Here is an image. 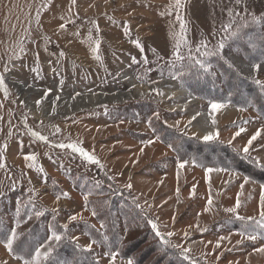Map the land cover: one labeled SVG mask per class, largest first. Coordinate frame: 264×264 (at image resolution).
<instances>
[{
    "label": "rangeland",
    "instance_id": "1",
    "mask_svg": "<svg viewBox=\"0 0 264 264\" xmlns=\"http://www.w3.org/2000/svg\"><path fill=\"white\" fill-rule=\"evenodd\" d=\"M171 4L174 0H76L75 5L71 0H0V73L9 89L7 96L0 90V163L5 165L0 168V242L16 228L14 247L28 256L54 229L63 239L51 242L56 252L46 264H109L110 251L119 253L117 264L127 259L135 264H193L161 243L148 223L152 219L160 223L162 234L174 233L172 243L190 249L199 260L195 264H264V254L255 251L264 246V236L236 244L243 224L223 211L235 204L248 176L256 183L245 185L239 212L259 213L264 169L234 149H242L258 129L264 137V89L255 82L264 83V0H185L181 9ZM178 15L186 23L187 43H180L185 59L173 63L174 46L181 40ZM229 22L237 35L221 30ZM221 39L225 47L218 55L203 56V48L196 52L202 40L214 50ZM96 40L98 52L93 51ZM196 58L211 69L205 72ZM254 64L262 65L258 72L252 70ZM181 72L182 77L172 79ZM160 80L170 86L159 87ZM132 81L164 95L151 89L129 101L73 112L63 105L87 94L130 93ZM181 90L189 93L180 97ZM193 96L198 102L189 104ZM37 100H42L39 107ZM213 102L231 112L213 113ZM213 118L219 140L204 142ZM239 127L246 132L228 145ZM29 128L48 141L35 139ZM73 141L94 151L103 168L55 147ZM250 152L264 163V138L254 141ZM31 154L37 157L34 163L25 160ZM185 160L189 163L179 169ZM225 166L235 175L205 172L206 167ZM129 183L131 189L125 187ZM209 197L214 205L204 212ZM74 214L83 219L69 223ZM197 224L207 231H199ZM221 236L230 240L216 249ZM93 240L97 243L86 251ZM4 261L23 264L0 243V264Z\"/></svg>",
    "mask_w": 264,
    "mask_h": 264
},
{
    "label": "snow or ice",
    "instance_id": "2",
    "mask_svg": "<svg viewBox=\"0 0 264 264\" xmlns=\"http://www.w3.org/2000/svg\"><path fill=\"white\" fill-rule=\"evenodd\" d=\"M240 0H237V3H239ZM48 3H51V0H48ZM71 3L73 5L76 4V0H71ZM184 3L185 0H174V4L169 5V7L175 8V9H181L184 7ZM48 4H45V7H47ZM231 15V13H229ZM178 19H180L181 23H180V27H181V40L179 42L176 43V45L174 46V51H173V56L175 58V60L173 61V63H175L176 61H182L185 59L184 55L182 54L181 50H180V43H187V38H186V23L183 20L182 17H180L179 15L177 16ZM254 19H256L254 17ZM37 22H39V14H37ZM60 28H65L64 24L60 25ZM232 28V23L229 22L226 25H222L221 30L224 32H228L229 35L231 36H235L238 33L237 32H232L230 31V29ZM97 30L98 26H97ZM91 39V37H90ZM134 43L136 44V46L140 49L141 52H143V46L139 41H134ZM99 46H100V41L96 40L95 41V48H93L94 52H98L99 50ZM225 47L224 44V40L221 39L220 41H218L217 45L215 46L214 50L213 49H209L208 48V42L206 40H202L200 42V45L196 48V52L200 53L201 49L203 48L204 51L202 53L203 56H216L218 55L222 49ZM21 51H23V48L21 47ZM61 56L64 55L63 52L60 53ZM18 58V57H17ZM95 59L100 60L101 57L100 56H96ZM188 59H193V57L191 56V49H189V56ZM133 62H135V58H133ZM195 64L199 65L201 69H203L205 72L209 71L211 69V65L209 63H207L205 60L203 59H199L196 58L195 59ZM230 66L231 63L229 62ZM262 65L260 64H254L252 66V70L254 72H258L261 69ZM9 71V69L6 67L5 68V72ZM185 73L181 72L179 73V75H173L172 79H178L179 77H182ZM258 85L261 86L262 89H264V83H262L259 80L255 81ZM0 90H2L5 94V96H7L9 94V89L7 87V84L5 83V76L3 73H0ZM152 92H155L157 95L163 96L164 93L163 91H161L160 89H152ZM47 95V93L45 94V96ZM143 95V93H142ZM21 103H23V101H21ZM36 105L39 107L42 103V100H37ZM226 105L222 104V103H211V110L213 113L219 112L221 109L225 108ZM244 110V109H241ZM54 111V110H53ZM158 117V114H156ZM193 120L196 119V117L194 116L192 118ZM189 125L191 124V121L188 122ZM216 119L213 118L211 121L212 124V128L213 130H209L206 132V134H204L202 136V140L204 142H211V141H218L219 140V130L216 129ZM245 123H247V121H245ZM179 124V122H177V125ZM149 126H151V123L149 122ZM55 128V132H60V128L58 126H53ZM29 133L31 134V136H33L35 139L39 140V141H48V137L41 135L39 132L33 131L31 128L28 129ZM246 132V128L244 127H239L238 131H236L234 133V135L232 136V138L230 140L227 141L228 145H232L233 140H235L237 137L241 136L242 133ZM195 135V134H193ZM258 138H264L262 137V132L260 129H258L255 134H253L248 140L247 143L243 146L242 149H234V151L237 152L238 155H240L242 153V158L244 160H249L251 161V163H253L257 168L260 169H264V163H261L260 159L258 157H254L251 155L250 149L252 148L253 142L256 141ZM71 138L69 137V140ZM157 139H159V137H157ZM155 141L153 140H149L147 141L148 144H152ZM82 142L79 141H73V142H69L67 144L65 143H60L58 145H55V147H59L61 149H70L71 153L73 154H78L79 157H81L84 161H86L89 164H93V165H97L101 168H103V165L100 163V160L96 157V155L93 152H90L88 150H86L84 147L81 146ZM220 143H223V141H220ZM169 148H172L173 150L175 149V145L169 144L168 145ZM7 148V145H4V149ZM255 150V149H253ZM141 151H143V149H141ZM3 156V152L0 151V158H2ZM37 159L36 155L31 154V155H27L25 156V160L26 161H31V162H35ZM51 159V157H50ZM33 163H29L28 167H32ZM189 163V161L185 160V161H181L178 163V168L179 169H184L185 166ZM191 163L193 165H196V160L193 159L191 161ZM5 167V165L3 163H0V168ZM40 171L42 172L43 169L41 168ZM205 172L207 173H212V172H223V173H228L230 176L231 175H235V173L227 166L225 167H206L205 168ZM256 183V181L252 180L250 177L245 176L244 177V181L243 183L240 185V191L237 193L236 196V200H235V204L231 207H227L224 208L223 211L226 213L231 214L232 218H234L235 220H239L242 222L243 224V228L237 233L241 239L236 241V244H242L245 240H249V241H256L258 239V236H264V232L258 233V229H264V183H261L260 189H261V194H260V199H259V213H258V217L257 216H243L240 214L239 210L242 206V200L241 197L244 195V187L246 184L248 183ZM225 184L231 183V180H226L224 181ZM128 189L132 188V184L129 183L125 186ZM209 187H211V184H209ZM196 191V187L195 185L193 186L192 189V193L191 194H195ZM177 194H179V189H177ZM62 196L64 197H68V193H61ZM219 195V193H218ZM59 196H57V201H59ZM250 198V197H249ZM85 200H87V196L84 197ZM179 202V200H178ZM214 205V201L211 197L208 198L207 203H206V207L204 208V212H210L213 208ZM139 207V205H137ZM53 211H57V209H53ZM93 215H96L95 211H93L92 213ZM37 216L42 215V213H36ZM200 215V214H198ZM31 218V217H30ZM78 219L82 220L83 216L80 214H74L71 215L69 217V223L72 221H77ZM175 221V216H173V222ZM148 223L151 225L152 229L155 231V235L157 237L160 238V241L163 245L173 248V249H177L178 250V255L183 257L185 260L189 259L188 253L190 252L189 248H184L183 246L179 245V244H174L172 243V241L170 239H167L166 237H171L174 235L173 232H168L166 234H162L159 231L158 225L154 220H149ZM189 227H192L191 225ZM197 229L201 232L203 231H207L206 228L201 229L199 227V224L196 225ZM62 228L64 230L68 229V223H65L64 225H62ZM185 237H189L190 233L189 232H185L184 233ZM19 237V232L17 231L16 228H12L10 229L9 234L7 235V237L5 238L4 241L0 242L4 244V247L6 248V250L10 253L15 255V258L18 260H23V264H42V261H47L49 260V258L52 256L53 253V246L51 242H56L57 244L63 239V236L61 234H58L57 231H55L54 229L51 230V235L47 238V241L45 243L40 244L39 246H37L34 249V254L29 253L28 256L30 258H25L24 256H20L17 254V250L14 247V243L18 240ZM224 240H230V237H225V236H221L218 238V240L216 241L215 244V248L219 249L221 247V241ZM97 243V241L93 240L91 244L87 245L85 247L86 251H90L92 248V244ZM211 243V242H209ZM43 249V250H42ZM230 250V249H229ZM256 252H259L261 254H264V246L258 247L255 249ZM107 255L109 256V264H117V258L119 256V253L115 252V251H110L107 253ZM222 255V253H221ZM219 258V257H218ZM3 264H7V261H4ZM121 264H135L133 259H127L126 261H122ZM193 264H195V262H193Z\"/></svg>",
    "mask_w": 264,
    "mask_h": 264
},
{
    "label": "bare ground",
    "instance_id": "3",
    "mask_svg": "<svg viewBox=\"0 0 264 264\" xmlns=\"http://www.w3.org/2000/svg\"><path fill=\"white\" fill-rule=\"evenodd\" d=\"M168 85H169L168 80H160L159 81V87H166L167 88ZM132 86H133V91L130 92V93L124 94V93H122L120 91V92H118L116 94H104V95H101V94H87V95L74 97L73 99H69L68 101L66 100L67 101L66 104H63V105H65V108H66V110L68 112H73V111L79 110L82 107H90L92 105L100 106V105L108 104V103H112V102L121 103V102H124V101H129L130 99L135 98L137 96L136 94H142V93L143 94H147L152 89V86H142L139 83H137L136 81H134L132 83ZM187 93H189V92L188 91L186 92L184 90H181L179 92L180 97L185 96ZM168 95L169 96H174V97H179V96H177L178 93H174V92H169ZM197 102H198V99L193 96V97H191V101L189 102V104H195ZM36 107L34 106V109L38 110V107L37 108ZM184 107H186V106H183L182 108H184ZM222 110H223V112L225 114L231 112V109L227 105ZM68 114H70V113H68ZM48 120H51V118L49 117ZM212 129L213 128L211 126L209 128V130H212Z\"/></svg>",
    "mask_w": 264,
    "mask_h": 264
},
{
    "label": "trees",
    "instance_id": "4",
    "mask_svg": "<svg viewBox=\"0 0 264 264\" xmlns=\"http://www.w3.org/2000/svg\"><path fill=\"white\" fill-rule=\"evenodd\" d=\"M256 110H258L259 111V109H257L256 108ZM150 220H152V219H150ZM155 221V220H154ZM167 239H169L168 237H166ZM55 250H53V253H52V256L49 258V259H51L52 257H54L55 256ZM17 254L18 255H20V256H24L25 258H30L29 256H26L25 254H23V253H21V252H17ZM12 256L15 258V255H13L12 254ZM188 256H189V259H187V261H190V262H195V263H197V262H199V260H198V258L196 257V256H194V255H192L190 252L188 253ZM181 259H184L183 257H181V256H179ZM18 260V259H17ZM185 260V259H184ZM18 261H20V262H22L23 263V260H18ZM48 262V260L47 261H43L42 263L43 264H46Z\"/></svg>",
    "mask_w": 264,
    "mask_h": 264
},
{
    "label": "crops",
    "instance_id": "5",
    "mask_svg": "<svg viewBox=\"0 0 264 264\" xmlns=\"http://www.w3.org/2000/svg\"><path fill=\"white\" fill-rule=\"evenodd\" d=\"M170 181H171V177H167V178H166V184H169ZM168 212H169V210H166V215H167V216H166V219H167L166 221H170V219L168 218ZM175 217H176V216H175ZM171 222H172V220H171ZM158 224H160V223H158ZM158 224H157V225H158ZM159 227L161 228L160 225H159ZM173 236H175V235H173ZM173 236L168 237V238H169L171 241H173V239H174Z\"/></svg>",
    "mask_w": 264,
    "mask_h": 264
}]
</instances>
